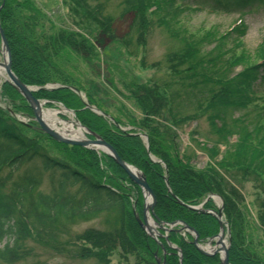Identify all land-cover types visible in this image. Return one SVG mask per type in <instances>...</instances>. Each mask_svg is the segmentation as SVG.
<instances>
[{
    "label": "trees",
    "instance_id": "trees-1",
    "mask_svg": "<svg viewBox=\"0 0 264 264\" xmlns=\"http://www.w3.org/2000/svg\"><path fill=\"white\" fill-rule=\"evenodd\" d=\"M177 2L215 12L242 13L264 0H166L167 8L173 9ZM60 3L59 17L69 21L67 25L48 16L43 1L0 0V26L15 76L24 85L41 88L34 93L35 98L56 101L73 110L81 125L111 145L123 162L142 172L155 196L157 221H182L196 230L199 241L204 242L218 233L219 223L212 215L188 206H196L212 195L219 196L230 232L229 264H264V187L257 185L263 192L256 193L260 203L256 223L251 227L241 192L240 181L244 178L239 176L249 173L264 177V127L257 126L256 133H250L244 117L226 114L232 113L231 109L247 107L240 105L249 98L252 79L257 75L264 79V66L256 67L254 75L250 72L253 66L224 81L206 74L203 62L192 59L193 52L186 48L175 57L177 65L190 62L186 70L171 67L170 77L160 81L127 78L121 74L125 69L111 57L108 59L105 52L116 46L120 55L117 45L130 36L137 39L138 47H144L143 38L150 28L147 9L158 10L160 3L121 0L120 15L130 17L131 34L120 37L113 27L114 19L101 2ZM231 31L241 38L247 29L242 24ZM102 65L106 75L101 77ZM198 79L218 88L206 90L207 95L204 93L200 103L192 106L194 114H183L175 106L179 96L176 88L192 86L191 81L199 84ZM48 84L62 87L42 89ZM72 89L111 120L86 108ZM1 96L14 112L30 111L9 84H2ZM203 116L215 139L199 141L196 128L189 131L191 142L209 160L203 168H197V155L187 154L186 148L181 147L180 134ZM30 127L0 109V264H16L27 256L24 243L33 236L58 254L93 259L99 264H110L114 254L125 264H129V259L134 264H157L156 257L162 264H179L166 240H161L163 255L162 248L136 222L132 208L135 203L136 212L142 215L141 190L112 158L55 141L62 148L63 157L52 158L41 147L40 139L47 136L38 132L29 137L23 133ZM142 135L147 137L148 148ZM204 209H216L211 199ZM100 215L109 217L103 229L88 228L70 235L66 223ZM253 239H257V248L250 244ZM191 240V236L183 237L175 228L167 236V241L180 249L182 264H220L218 255L201 254Z\"/></svg>",
    "mask_w": 264,
    "mask_h": 264
},
{
    "label": "rangeland",
    "instance_id": "rangeland-1",
    "mask_svg": "<svg viewBox=\"0 0 264 264\" xmlns=\"http://www.w3.org/2000/svg\"><path fill=\"white\" fill-rule=\"evenodd\" d=\"M39 1H43L45 10L54 12L52 18L56 23L64 25L69 23V21H66L62 17L60 18L59 13L55 11V0ZM97 1L101 2L107 14L114 19L113 27L116 30V34L119 37L125 33L130 35L131 33H129L130 30L128 29L130 17L123 18L120 15L122 9L121 0ZM154 1H158L160 7L158 10L153 8L147 9L146 13L150 22V28L143 38L144 47H138L137 39L130 36L128 41L117 45L118 51L121 53L120 55H117L116 46L114 50L112 49L113 46H111V49L108 48L105 52L108 59L111 57L116 65H120L125 69L126 72H121V74L123 73L122 76L125 75L127 78L131 76L142 81H160L169 78L172 73L171 67L178 71H184L188 68L190 62L184 61L177 65L175 59L186 48H190L193 52L192 59L203 62L206 74L224 81L235 78L253 66L255 68L250 72L254 75L257 72V68L264 66V3L254 5V7L249 9L250 11L225 13L212 11L208 7L191 6L182 4L181 2H177L172 9L167 8L166 0ZM242 24L247 31L243 37L236 38V35L232 34L231 30ZM73 29L76 30L75 28ZM2 61L3 58L0 54V62ZM101 68L100 74L102 77L106 75V68L104 65ZM111 71L118 74L114 69ZM204 72L200 70V73ZM252 80L254 82L252 83L251 90H249L251 93H248L249 98L245 105H240L247 107L240 110L231 109L232 113L226 111V114L228 116L232 115L233 118L244 117L249 125L247 129L250 133H253V131L256 133L257 126L264 127V79L258 78L257 75ZM198 81L199 84L191 81L189 83H194L192 86L176 88L179 96L175 106L183 114H194L196 111L192 106H197V102L200 103L203 94H206V90L218 88L215 84H205L199 79ZM2 83L3 78L0 77V88ZM8 106L10 105L7 101L0 100V109L3 110L4 108H8ZM43 108L45 110L56 109L54 106L46 107V105ZM16 113L29 117L30 123L33 121V116L29 110ZM58 118L65 120V122L66 120H70L68 114H58ZM245 125L247 127V124ZM195 128L199 134L197 137L199 141H202V138L213 141L215 137L211 133L204 116L190 123V126L185 128L184 133L180 134L181 147L183 149L186 148L187 154L195 153L197 155L195 166L203 168L209 160L205 153L198 150L188 137L189 131ZM38 132L40 133L35 127L23 129V133L29 137L38 135ZM40 140L41 147L48 156L52 158L63 157L61 154L63 153L62 148L58 147L49 137H44ZM232 174L234 175L235 172ZM239 176L244 178V181L242 180L240 183L243 185L241 192L244 197V204L249 212L246 220L253 227L258 211L257 203H260L259 199L256 201L257 198H255L256 193L260 191L257 189V185L262 184L264 187V177L261 175H249V173L246 176L239 173ZM44 182L43 188H46V181ZM261 191L263 192L262 189ZM108 220V216L100 215L87 221L68 222L66 225L70 229V235H73L88 228L103 229ZM262 233L259 232V234ZM61 236L66 237L65 234H61ZM223 240L227 245L228 237L225 236ZM61 242L63 241L61 240ZM24 244L23 250L27 253V256H24L16 264H99L93 259H79L65 253L58 254L57 251H52L44 246L35 236L26 239ZM250 244L255 245L254 247L257 248V239L251 240ZM110 260V264H125L119 262L116 254L111 256ZM129 264H134L132 259H129Z\"/></svg>",
    "mask_w": 264,
    "mask_h": 264
},
{
    "label": "water",
    "instance_id": "water-1",
    "mask_svg": "<svg viewBox=\"0 0 264 264\" xmlns=\"http://www.w3.org/2000/svg\"><path fill=\"white\" fill-rule=\"evenodd\" d=\"M0 41H1V54L3 56V62H0V67L3 69V72L5 74V81H7L9 84H11V86H13L22 96L23 98L29 102L33 112H34V116H35V121L37 122V124L39 125V128L41 129L42 132H44L47 136H49L50 138H52L53 140L60 142V143H64V144H69V145H74V146H80V147H84V148H90V149H98L101 150L102 152L106 153L107 155H109L117 165H119L127 174V176L130 178V180L138 185L143 194L144 197L146 198V196H149L150 198V202L149 204H144V208H143V218L142 220L139 219V217L136 215L135 218L138 222V224L148 233L150 234L152 237H154L149 228V225L147 223V219H146V214L147 211L150 210L152 212L153 207L155 205V197L152 193V191L150 190L147 182L145 181V178L143 177V175L135 168L132 167L126 163H124L119 156L117 155V153L115 152V150L112 148L111 145L107 144L105 141H103L99 136L94 135L93 133H91L89 130H87L85 127L81 126L78 122L77 124H79V127L82 128L84 130L85 134H89L92 135L94 137V139H88L85 136L83 137L82 140H73L70 138H67L65 136H62L60 133H58L57 131L53 130L52 128L48 127L43 120L41 119V117L39 116L38 112V107H39V101L36 100L33 97V92L34 89L28 86H25L24 84H22L17 77L13 74V72L11 71V55H10V50H9V46L8 43L5 39V36L3 34V31L0 27ZM52 88V87H50ZM48 88V89H50ZM90 108L93 112L102 115V113H100L99 111H97L94 108L88 107ZM71 112V111H70ZM145 143H146V147H147V139H145ZM192 210L195 211H200L203 212L201 207L199 208H194V207H190ZM211 213V212H209ZM212 216H214L219 224H220V232L219 234L215 237L218 239L217 241V245H220V249H212V253H210L207 249H203L200 248L197 245V239H198V234L196 233L195 230H193L192 228L188 227L187 225L184 226L185 229L191 231L194 234V240L193 243L195 244V246L197 247V249L204 255L209 256L212 254H216V253H220L222 251V256H221V264H229V260H228V247L225 246H221L222 243V238H223V225H222V221H221V208L218 209L217 213H211ZM156 226L161 229V230H167L164 227H162L161 225L156 223ZM156 235L158 237H160L161 235L158 234L156 232ZM180 264H181V260H180Z\"/></svg>",
    "mask_w": 264,
    "mask_h": 264
},
{
    "label": "bare ground",
    "instance_id": "bare-ground-1",
    "mask_svg": "<svg viewBox=\"0 0 264 264\" xmlns=\"http://www.w3.org/2000/svg\"><path fill=\"white\" fill-rule=\"evenodd\" d=\"M5 74L3 72V69L0 67V77L4 78ZM43 103L39 104L38 107V114L42 118L43 122L50 128H53L55 130H58V132L65 137H69L73 140H82L83 139V131L82 129L76 124L75 120L73 119V116L70 112H66L65 110H62L63 113L68 114L70 120L69 121H62L58 118V112L56 110H45L43 108ZM148 202V199H147ZM148 224L151 227V230L153 233H155V230L153 228V223L148 218ZM221 246H225V242L223 241L221 243Z\"/></svg>",
    "mask_w": 264,
    "mask_h": 264
}]
</instances>
